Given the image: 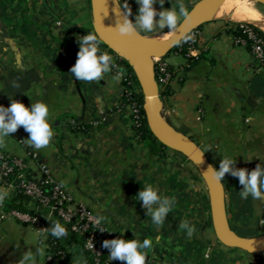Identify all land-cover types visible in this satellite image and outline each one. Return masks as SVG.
<instances>
[{
	"label": "crops",
	"instance_id": "obj_1",
	"mask_svg": "<svg viewBox=\"0 0 264 264\" xmlns=\"http://www.w3.org/2000/svg\"><path fill=\"white\" fill-rule=\"evenodd\" d=\"M199 1L182 0L188 12L187 6ZM175 2L165 0L163 7L170 9ZM127 3L134 22L139 5ZM154 7L159 11V2ZM233 24L206 20L197 29V60L168 55L174 76L170 94L161 96V112L216 169L227 157L236 160L234 168L251 171L257 164L264 167V66L246 46L236 44L229 33ZM89 31L91 0H0V106L7 108L13 100L28 108L43 102L54 133L49 145L36 149L20 126L0 149L20 158L33 180L61 186L73 208L89 209L114 239H149L146 264H264V252L249 254L218 240L208 187L187 157L158 141L138 139L123 106L120 79L110 72L101 81H84L70 72L76 62L70 46L78 51L80 36ZM170 32L165 27L140 33L152 38ZM221 181L232 231L242 238L264 236V198L242 197L243 186L228 173ZM145 184L175 198L159 226L136 199ZM14 198V191H8L1 202L0 264H19L28 251L39 252L36 264H49L47 240L27 222L4 217L13 209L4 201ZM183 221L194 226L191 236L179 226ZM55 223L47 221L48 231ZM63 239L73 263L84 264L81 247L66 244L67 235Z\"/></svg>",
	"mask_w": 264,
	"mask_h": 264
},
{
	"label": "clouds",
	"instance_id": "obj_2",
	"mask_svg": "<svg viewBox=\"0 0 264 264\" xmlns=\"http://www.w3.org/2000/svg\"><path fill=\"white\" fill-rule=\"evenodd\" d=\"M157 2L160 4L159 11L154 7ZM164 2L165 0H136L139 7L133 22L129 19L131 11L127 0H123V3L119 6L124 9L125 18L117 24L115 29L122 36L134 33L139 35L141 31L151 32L165 27L169 31H174L179 22L188 19L190 14L182 0H176L170 9L163 7ZM156 17H159V19H156ZM98 43L97 36L92 33L79 38L77 59L70 69L77 80L101 81L106 74L110 73L111 69L116 67L113 57L101 51L97 46ZM121 75L122 73H117L113 79L119 80ZM48 116V106L39 101L32 103L30 108L15 100L7 108L0 106V148L6 146V139L10 137L11 133H15L20 126H23L24 130L29 133L27 141L34 148L40 149L49 145L54 133L47 120ZM235 163L236 160L225 157L220 160L218 169L210 167L207 172L210 171L213 178L218 182L223 180L226 173L237 177L239 184L243 186L240 194L244 198L249 195L253 198H264L262 197V192H264V167L257 164L255 169L248 171L245 168H234ZM7 195V190H0V202ZM136 199L141 201L143 206H146V215H151L152 222L157 226L165 221L166 216L175 205L174 197L170 199L158 194V190L150 184H145L143 189L138 192ZM179 226L186 230L188 236H191L195 230L194 226L187 221L181 222ZM49 230L51 235L57 238L67 235L66 229L60 223L52 224ZM87 242L90 247H94L91 240ZM103 247L110 250L109 257L111 260L118 259L125 261L126 264H146L144 250L151 248V241L147 238L140 241L137 237L131 240L115 238L103 241ZM36 254H39V252ZM36 254L29 251L24 253L19 264H36ZM84 264H86V261Z\"/></svg>",
	"mask_w": 264,
	"mask_h": 264
},
{
	"label": "built area",
	"instance_id": "obj_3",
	"mask_svg": "<svg viewBox=\"0 0 264 264\" xmlns=\"http://www.w3.org/2000/svg\"><path fill=\"white\" fill-rule=\"evenodd\" d=\"M244 32L248 36V42L238 38L235 39L236 44L246 46L250 50L254 60L259 65L264 66V40L248 27H244ZM86 34L88 33L82 34L80 37ZM199 38L200 33L198 30L193 31L172 50L170 54L175 56L181 55L188 62L197 60L200 56V51L198 49ZM98 41V48L112 56L116 64V67L111 69L110 72L115 76L117 73H122L119 79L124 86L123 106L127 107L130 111L133 128L139 139L137 130L146 122V111L142 91L136 75L122 57L111 51L99 39ZM78 51L73 54L75 61ZM97 55H99V53H97ZM167 57L153 59L161 96L170 94V83L174 76V71ZM41 184L50 187L52 191L51 195H45L41 189L40 183L29 178L27 166L20 158L0 149V188L7 191L20 189L23 194L30 199V205L32 207L38 204L41 205V209H39L35 215L11 209L3 212L4 217H14L27 222L46 240L48 238L47 221L54 220L56 216L59 217L63 223L74 221L71 226V231L81 241L86 251L90 253L94 264H125V261L110 259V250L103 247V241L114 239V237L110 230L99 222L94 213L83 205L73 208V199L71 195L61 186L48 180L42 181ZM0 207H3L1 202ZM88 240L92 241L94 247L89 246ZM47 258L49 264H74L72 258L69 263L56 260L50 254H48Z\"/></svg>",
	"mask_w": 264,
	"mask_h": 264
},
{
	"label": "water",
	"instance_id": "obj_4",
	"mask_svg": "<svg viewBox=\"0 0 264 264\" xmlns=\"http://www.w3.org/2000/svg\"><path fill=\"white\" fill-rule=\"evenodd\" d=\"M213 1L215 0H200L188 5L189 18L181 22L174 35L163 46H153L142 33L123 36L118 33L115 28L125 18L119 0H91L93 31L135 73L143 95L146 123L154 138L164 147L187 157L204 179L210 193L214 230L218 240L226 247L249 254H260L264 252V236L242 238L232 231L227 217L223 183L216 181L210 171L207 172L210 167H215L198 145L168 124L161 112L162 99L153 59L167 57L189 34L199 29L206 21V9ZM252 1L264 6V0Z\"/></svg>",
	"mask_w": 264,
	"mask_h": 264
},
{
	"label": "trees",
	"instance_id": "obj_5",
	"mask_svg": "<svg viewBox=\"0 0 264 264\" xmlns=\"http://www.w3.org/2000/svg\"><path fill=\"white\" fill-rule=\"evenodd\" d=\"M244 27H248L252 29L255 33H257L264 40V33L257 27L250 25V24L236 23V24L230 25L229 33L234 37V39L240 38L248 42V36L244 32ZM88 33H94V31H89ZM76 50L77 49L74 45L70 46V52L72 54H74ZM137 134L139 135V139L141 142H144V143L157 142V140L154 138V136L150 132L146 122L141 128L137 130ZM29 178L31 177L29 176ZM39 183L41 185V189L44 192V194L51 195L52 191L50 187L44 184H41V182ZM14 193H15V198L13 199V201L11 202L4 201L5 205L8 206L9 208H13V209L19 210L23 213H27L30 215H35V213L39 211V209H41V205L39 204L36 205L35 207L28 206L30 204V199L26 197L20 189H16ZM16 202H19V203H16ZM54 220L60 223L66 229V233H67L66 244L79 245L86 257L87 263L94 264L93 259L90 256V253L86 251V249L84 248V245L76 237V235L71 231V226L74 223V221H71L70 223H63L62 220L57 216L55 217ZM47 248H48L49 254L56 260H59V261L61 260L67 263L70 262V259L72 258V256L70 253H68V249L66 248V245L64 243L63 236L57 238V237L52 236L50 231H48Z\"/></svg>",
	"mask_w": 264,
	"mask_h": 264
},
{
	"label": "bare ground",
	"instance_id": "obj_6",
	"mask_svg": "<svg viewBox=\"0 0 264 264\" xmlns=\"http://www.w3.org/2000/svg\"><path fill=\"white\" fill-rule=\"evenodd\" d=\"M258 4L252 0H215L206 9L204 19L207 21L212 19L232 23H247L257 27L264 33V13L260 10ZM174 33L175 31L155 37L152 36L147 40L155 47L163 46Z\"/></svg>",
	"mask_w": 264,
	"mask_h": 264
},
{
	"label": "rangeland",
	"instance_id": "obj_7",
	"mask_svg": "<svg viewBox=\"0 0 264 264\" xmlns=\"http://www.w3.org/2000/svg\"><path fill=\"white\" fill-rule=\"evenodd\" d=\"M260 7V10L264 13V6H261L260 4H258ZM208 20H212V19H208ZM221 21V20H219ZM224 22V20H222ZM227 22V21H226ZM243 24H247V23H243Z\"/></svg>",
	"mask_w": 264,
	"mask_h": 264
}]
</instances>
